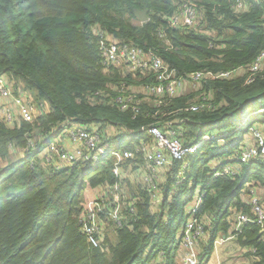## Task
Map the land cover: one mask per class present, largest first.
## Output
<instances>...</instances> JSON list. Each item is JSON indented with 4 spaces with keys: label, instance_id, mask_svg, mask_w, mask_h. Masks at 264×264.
<instances>
[{
    "label": "trees",
    "instance_id": "16d2710c",
    "mask_svg": "<svg viewBox=\"0 0 264 264\" xmlns=\"http://www.w3.org/2000/svg\"><path fill=\"white\" fill-rule=\"evenodd\" d=\"M185 1L196 5L194 24H172L170 17ZM136 9L146 10V21H133ZM105 36L159 56L181 76L247 69L264 50V0H0V75L44 104L30 122L0 117V264H151L158 249L161 264H174L176 229L189 216L184 205L198 186L193 215L205 234L200 253L208 257L218 233L230 229L248 264H264V230L241 197L246 184L264 189V162L238 161L244 132L264 125V69L202 80L198 92L162 105L142 97L134 112L114 102L120 84L144 83L153 74L135 80L116 68L104 72ZM196 97L200 107L186 110ZM166 122L183 145L198 147L182 159L170 158L156 181L160 200L154 205L149 188L125 182L124 170L143 168L136 147L153 139L146 131L151 125ZM74 123L95 130L98 146L134 152L121 161L119 176L110 154L62 165L54 156L51 162L39 159L45 136ZM233 162L240 164L234 173L222 172ZM117 182V220L101 211L104 226L93 244L82 229V191ZM238 212L252 221L232 229Z\"/></svg>",
    "mask_w": 264,
    "mask_h": 264
},
{
    "label": "built area",
    "instance_id": "2783aa9c",
    "mask_svg": "<svg viewBox=\"0 0 264 264\" xmlns=\"http://www.w3.org/2000/svg\"><path fill=\"white\" fill-rule=\"evenodd\" d=\"M236 8L241 7V3L237 2L235 4ZM196 5L192 1H185L178 12H176L172 17H170V22L172 24L181 23L184 25H193L196 18ZM100 41L102 48V66L104 72H110L116 68L119 72H125L131 75V77H136L142 72L144 76L153 74V79L144 83H121L120 92L121 94L114 97V102H116L121 109H127L131 106L134 112L138 111V103L143 98H154V105L166 104L169 99L174 96L184 94V87L188 83H199V88L201 86L202 80L205 79H218V78H229L236 74H240L248 71L253 74L259 70L264 69V50L260 53L257 59L250 64L247 69L239 66L229 70H196L188 73L186 76L177 75L174 69H170L169 66L157 55L150 52H144L141 48L119 43L115 39L110 37H103ZM122 64V65H121ZM127 68V69H126ZM252 77L248 76L247 81H251ZM135 87V90H134ZM137 94L141 96L137 98ZM27 92L19 91L17 92V86L14 81L7 74L0 75V117L6 121L11 122L13 119L19 117L25 121H32L35 114L39 110L44 109V104L39 102L38 104L33 103L27 98ZM135 105H130L131 103ZM200 107L199 103H191L186 110H197ZM262 110V109H261ZM171 123L166 122L164 125H151L146 131L152 136V142L147 145H139L136 147L140 149L143 153V168L146 172H152L158 169H163L169 164L170 158L172 159H182L186 154L192 153L198 147V143L183 145L177 138L178 131L176 128L170 126ZM256 125V124H255ZM252 132V142L248 143L242 141L239 145L238 161L239 163H246L251 159H261L264 162V133H262L257 128H253L254 124L250 125ZM248 127V128H250ZM70 135L71 140L69 141L73 145L64 149L65 144L57 145L60 150L50 149L54 148L53 140L55 136H66ZM47 144L41 149V151L54 152L51 158L46 157L44 154V159L47 162H51L52 157L64 164H69L75 160L79 159H99L104 158L107 154L112 155L114 158V163L112 167V172L115 175H120L122 169L120 163L122 160L130 158L133 156V151L130 149H111L107 145L98 146L99 134L91 129L89 130L83 124H65L60 128L54 129L47 136ZM208 136L205 135L204 139ZM83 141L84 147L80 148L79 143ZM33 145V143H32ZM78 146V147H76ZM40 154V153H39ZM239 163L233 162L232 164H227L224 166L222 172L234 173L235 170L239 168ZM186 163H184L185 165ZM181 175V171H178ZM217 174V173H216ZM147 180L148 178H144ZM178 182V181H176ZM145 186L149 188V195L152 204L156 205L160 197L158 196L157 183L155 185L153 181L149 178L148 182L144 183ZM105 191L108 192L106 196L105 204L102 206V199H94L85 208V214L82 215V219L85 220L82 223V229L86 232L88 240L93 244H97L99 241L98 235H100L102 230V220L99 217L101 211L105 212V215L117 220V216L121 208V182L114 183L113 185L103 186ZM255 186L246 184L244 188L248 193V197L244 200H248L251 206V212L254 216V221H256L263 231L264 226V207L261 205L257 195H253ZM243 190V191H244ZM242 191V192H243ZM197 198V204L191 208H187L189 217L186 218L182 226V237L181 243L183 244V254L181 264H210L209 259L200 254L197 250L196 239L201 238L202 235L195 236V233H199L203 230V225L197 220L193 215V210L199 205V192L194 194ZM193 196V197H194ZM242 197V196H241ZM247 221H252L251 217L244 213L238 212L236 214L235 222L233 223V228L237 229L239 226Z\"/></svg>",
    "mask_w": 264,
    "mask_h": 264
},
{
    "label": "rangeland",
    "instance_id": "374dc122",
    "mask_svg": "<svg viewBox=\"0 0 264 264\" xmlns=\"http://www.w3.org/2000/svg\"><path fill=\"white\" fill-rule=\"evenodd\" d=\"M133 21L135 23L143 22L137 16H136L135 19H133ZM145 73L146 72H142V74H138L134 79L135 80H140L142 77H145L143 75ZM136 84H138V83H136ZM17 85H18L17 86V92H19V91L20 92L21 91L27 92V95H28L27 98L30 99L33 103H36L35 102L36 100L34 98L33 92H30V90L29 91L25 90L21 85H19V83H17ZM134 90H135V87H134ZM183 91L185 92L184 95L196 93V92L199 91V83L198 82L188 83L184 87ZM197 98L198 97L194 98L192 103H196L195 99H197ZM189 104H191V102ZM263 111H264V109H262V112ZM253 128H257L262 133H264V125L261 124V123H256V125L254 124ZM252 132H253V129H251V127L248 128V130H246L244 132V134H243L242 141H246L248 143L252 142ZM70 140H71V138H70L69 134H66V136H63V137L56 135L55 139L52 141L53 144H54V146H53L54 148H50V149H55V151L57 149L60 150V148H59L60 146L57 147V145H61V144L62 145L65 144V146L63 147L64 149H66L68 147H71L73 144L69 142ZM242 141H240V142H242ZM147 142L148 143H146L145 145L151 143L152 140L151 141H147ZM79 146H80V148L84 147L83 141L81 143H79ZM76 147H78V146H76ZM41 154H44L48 158H51L52 154L55 155L54 152H50L49 150L46 151V152L45 151H41L40 155L38 156L39 159H44V155H41ZM107 158H112V157L111 156H107ZM29 160L31 161L32 158H30ZM102 161L105 162L106 160L104 159ZM57 163L59 165L63 164L59 160H57ZM4 164H5L4 161L0 162V165L3 166ZM126 171H127V169L124 170L125 173H126ZM127 176H129V177H126L125 182H128L130 180H131V182L141 181V183L143 185L145 182H148V180L150 178L152 181L154 179V183L156 185L157 176L155 175L154 171L149 172V173L145 172V173H143V175L142 174L139 175L136 172H133L131 170V171L127 172ZM144 178H148V179L145 180ZM105 189H106L105 187H96V188L85 187L84 188V190L82 191V198H81V202H82V214L81 215L84 216V214H85L84 212H85V208L87 207V204L89 205L94 199L98 200V199H102L103 198V201H101V202H102V206H104L105 200H106V196L108 195V192L105 191ZM199 191H200V186H198L196 188L195 194L197 192H199ZM253 195H257L261 205L264 207V189L255 186ZM241 196L244 199L249 198L248 197V193L245 190L241 193ZM196 204H197V198L194 196L190 201L185 203L184 206H185V208H191V207L195 206ZM102 226H104V223H102ZM182 226L183 225H179V227L176 229V234H177V239H178L177 242H176L177 247H175L173 249V255H171L174 264H181L182 263L181 260H182V254H183V248H184L183 244L181 243V237H182V233H183L182 232V230H183ZM194 234H195V236H199V235H202L201 237L205 236L204 231L203 232L200 231L198 234L194 232ZM221 234H223V233L220 231L218 233V235L216 236V238L214 239V242H213V250H214V252L212 250V252L210 254V258H209L210 264H248V259L243 256V252L240 249H237V247H236L237 244L235 243L234 239L232 237H229L230 236V229L228 230V232L226 234L224 233V238H222L223 235H221ZM196 243H197V250L200 253L199 238L196 239ZM148 249H151V248L148 247ZM156 251H157L156 258H151L150 259V263L151 264H161V262H162V259H163V256H164L162 254V250L158 249Z\"/></svg>",
    "mask_w": 264,
    "mask_h": 264
},
{
    "label": "crops",
    "instance_id": "0c3cea01",
    "mask_svg": "<svg viewBox=\"0 0 264 264\" xmlns=\"http://www.w3.org/2000/svg\"><path fill=\"white\" fill-rule=\"evenodd\" d=\"M12 79V78H11ZM13 80V79H12ZM132 169H130L129 170V168L127 169V171H126V173H125V176L126 177H129V176H127V172L128 171H131ZM133 172H136L137 174H142L143 175V173H145L146 172V170L144 169V168H141V167H139V169H136L135 171L134 170H132ZM155 175L157 176V182L159 181V180H161V178H162V175H163V169H158V170H155ZM130 184H131V180L130 181H128ZM257 187H260V186H257ZM260 188H262V187H260ZM263 189V188H262ZM232 227V226H231ZM223 233V232H222ZM221 235H223L222 236V238H224V233L223 234H221ZM229 237H232L231 235L229 236ZM236 247H237V249H240L242 252H244L245 250L243 249V248H239V246L238 245H236ZM213 252H214V250H213ZM208 259L210 258V255L207 257Z\"/></svg>",
    "mask_w": 264,
    "mask_h": 264
},
{
    "label": "water",
    "instance_id": "95a60500",
    "mask_svg": "<svg viewBox=\"0 0 264 264\" xmlns=\"http://www.w3.org/2000/svg\"><path fill=\"white\" fill-rule=\"evenodd\" d=\"M135 15L141 20L146 21L147 20V14L145 9H136ZM262 231V230H261Z\"/></svg>",
    "mask_w": 264,
    "mask_h": 264
},
{
    "label": "bare ground",
    "instance_id": "6f19581e",
    "mask_svg": "<svg viewBox=\"0 0 264 264\" xmlns=\"http://www.w3.org/2000/svg\"><path fill=\"white\" fill-rule=\"evenodd\" d=\"M232 229H234V228H233V225H232Z\"/></svg>",
    "mask_w": 264,
    "mask_h": 264
}]
</instances>
